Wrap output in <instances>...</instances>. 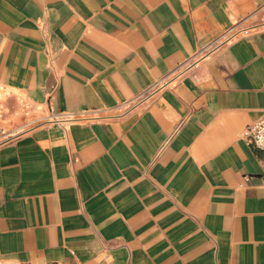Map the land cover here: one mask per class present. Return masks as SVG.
Returning a JSON list of instances; mask_svg holds the SVG:
<instances>
[{"label":"crops","instance_id":"obj_1","mask_svg":"<svg viewBox=\"0 0 264 264\" xmlns=\"http://www.w3.org/2000/svg\"><path fill=\"white\" fill-rule=\"evenodd\" d=\"M0 87V263L264 264V0H0Z\"/></svg>","mask_w":264,"mask_h":264},{"label":"rangeland","instance_id":"obj_2","mask_svg":"<svg viewBox=\"0 0 264 264\" xmlns=\"http://www.w3.org/2000/svg\"><path fill=\"white\" fill-rule=\"evenodd\" d=\"M15 110L14 102L9 99V92L0 87V142L14 135L17 131L4 132L10 112ZM7 131V130H6ZM3 264V263H0Z\"/></svg>","mask_w":264,"mask_h":264},{"label":"built area","instance_id":"obj_3","mask_svg":"<svg viewBox=\"0 0 264 264\" xmlns=\"http://www.w3.org/2000/svg\"><path fill=\"white\" fill-rule=\"evenodd\" d=\"M80 120H90L91 118H77ZM244 137L249 145L260 150L264 155V118L248 125L244 131Z\"/></svg>","mask_w":264,"mask_h":264}]
</instances>
